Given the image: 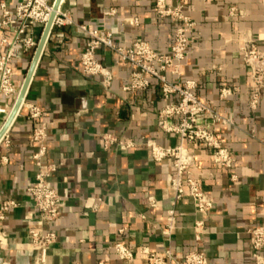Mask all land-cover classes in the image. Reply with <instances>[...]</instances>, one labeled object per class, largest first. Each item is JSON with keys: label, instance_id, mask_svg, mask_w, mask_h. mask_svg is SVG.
I'll return each instance as SVG.
<instances>
[{"label": "crops", "instance_id": "crops-1", "mask_svg": "<svg viewBox=\"0 0 264 264\" xmlns=\"http://www.w3.org/2000/svg\"><path fill=\"white\" fill-rule=\"evenodd\" d=\"M5 1L11 9L17 2ZM185 3L197 23L196 44L186 58L181 77L168 78L180 82L195 80L198 97L224 115L232 114L236 122L230 129L215 127L224 145L236 156L231 170L217 168L206 150L195 148L201 175L214 174V179L206 184L214 208L202 246L208 264H254L248 229L264 226V96L258 110L251 112L250 84L242 67L240 47L243 37L249 35L264 49V5L260 0ZM230 7L236 8L235 17L230 16ZM62 8L78 24L91 23L110 31L119 45L144 39L159 52H169L173 42L176 24L158 18L152 0H63ZM111 10L115 11L114 16L106 14ZM39 32L38 27L34 29L36 38ZM85 45L86 38L74 27L51 31L25 95L26 101L44 108V115L31 121L22 111L6 131L9 144L0 141V207L7 199L19 203L0 221V232L6 240V248L0 247V259L9 264L33 261L26 243L36 214L27 187L37 171L32 159L36 146L30 139L36 125L46 127L48 152L43 162L58 165L49 182L64 201L61 217L50 226L58 239L47 252L48 264H98L100 260L121 264L113 248L117 241L132 248L148 246L154 251H163L169 245L162 230L165 212L171 207L167 177L172 166L152 161L145 147L130 152L106 150L100 137L111 132L125 139L177 144V137L162 133L156 126L165 103L159 83L153 80L144 91L124 92L131 67L115 65L116 54L102 48L97 57L114 75L111 89H104L101 79L82 73L80 57ZM5 50L0 46V51ZM31 64L30 55L16 62L17 85L24 82ZM223 79L239 87V92L225 101L219 99ZM11 106V101H0V109H4L0 111V131ZM232 175L236 176L235 181L231 180ZM150 196L162 207L150 208ZM175 209L176 228L170 245L176 258L181 259L197 247L193 225L199 215L188 200L178 203Z\"/></svg>", "mask_w": 264, "mask_h": 264}, {"label": "built area", "instance_id": "built-area-1", "mask_svg": "<svg viewBox=\"0 0 264 264\" xmlns=\"http://www.w3.org/2000/svg\"><path fill=\"white\" fill-rule=\"evenodd\" d=\"M205 1V0H202ZM264 5V0H260ZM153 10L158 18L170 20L176 24L174 38L169 52H159L148 41L136 39L130 45L123 46L114 42L112 33L96 28L93 24H78L68 11L60 6L55 10V0H17L13 9L7 1L0 2V101H11L10 116L22 90L23 84L15 82V64L30 55L33 61L39 43L49 22L51 27L46 42L54 28L74 27L86 38V45L80 57L82 73L88 77L101 79L104 89H111L114 75L110 67L98 59V52L108 48L116 54L115 65L127 64L131 67L129 82L122 88L124 92H138L148 89L151 81L159 83L164 106L156 119L157 128L164 134L178 138L177 144L161 145L153 139H125L116 133L106 132L100 135L104 149H123L134 151L145 147L155 163L168 162L172 171L168 173L167 187L172 192L171 207L165 212L162 235L168 242L163 251H154L148 246L132 248L122 241H117L114 251L121 264H208L203 245L207 234V221L214 208V201L209 195L206 184L214 179L208 172L201 175V168L195 148H202L209 153L212 163L220 169L231 170L236 163V156L224 145L221 135L215 127L227 129L236 126L232 114L224 115L215 106L201 100L195 80L172 81L168 75L181 77L182 67L187 56L194 50L197 23L188 14L185 0H152ZM231 17L237 15L235 7H230ZM114 16L115 11L106 13ZM136 24L139 23L135 19ZM40 29L36 38L34 29ZM46 44V43H45ZM242 67L247 73L250 84L248 107L256 112L264 96V49L249 35L243 37L240 47ZM218 70H222L221 67ZM239 92V87L230 85L225 79L219 86V99L225 101ZM177 100H175V99ZM4 109H0V111ZM25 111L27 118L37 121L44 115V108L23 99L15 118ZM14 118V119H15ZM11 125V124H10ZM8 130V129H7ZM6 130V131H7ZM251 136L254 137L253 131ZM48 134L46 127L36 125L32 128L30 139L36 146L32 159L37 169L34 181L27 187L33 201L35 220L28 229L26 247L33 253L31 264H48L47 252L58 239L57 232L50 228L61 217L64 201L59 192L50 184L51 175L58 169L56 164H45L43 158L48 152ZM1 142L9 144L6 132ZM235 181L236 176L232 175ZM190 201L199 215L193 225V241L197 247L188 250L181 259H177L170 245L176 228L178 203ZM150 208H161V203L154 197L147 198ZM19 203L7 199L0 207V221L7 212L16 209ZM122 233V230L120 231ZM251 236V258L254 264H264V226L255 225L248 229ZM5 237L0 232V247L5 249ZM0 264H9L0 259ZM98 264H107L100 260Z\"/></svg>", "mask_w": 264, "mask_h": 264}, {"label": "water", "instance_id": "water-1", "mask_svg": "<svg viewBox=\"0 0 264 264\" xmlns=\"http://www.w3.org/2000/svg\"><path fill=\"white\" fill-rule=\"evenodd\" d=\"M61 1L62 0H55V5H54L55 10L60 6ZM50 27H51V23L49 22V24L47 25V27L45 29L44 35H43V37H42V39H41V41L39 43V46L37 48L35 57H34V59L32 61L31 67H30L29 72H28V74L26 76V79H25V82L23 84L22 90L20 92L19 98H18V100H17L12 112L10 113V116L7 119V122L5 123V125L3 126V128L0 131V140H1L2 136L4 135V133L6 132V130L9 128L10 124L13 122V120H14L17 112H18V109H19V107L21 105V102L25 98V95H26L27 89L29 88V85H30V82H31V79H32V76H33V73H34V70H35V68L37 66V63H38V61L40 59V56L42 54V51L44 49V46H45V43H46V39H47V35L49 33Z\"/></svg>", "mask_w": 264, "mask_h": 264}]
</instances>
